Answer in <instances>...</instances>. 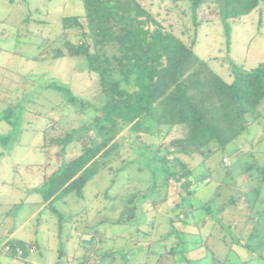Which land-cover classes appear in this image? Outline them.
<instances>
[{"label":"rangeland","instance_id":"374dc122","mask_svg":"<svg viewBox=\"0 0 264 264\" xmlns=\"http://www.w3.org/2000/svg\"><path fill=\"white\" fill-rule=\"evenodd\" d=\"M146 1L148 5L154 2L152 10L156 13L160 10V20L166 26L172 25L185 42L196 38L195 53L225 81L232 82L235 73L255 69L264 62V3L236 20L223 19L219 9L210 3L199 12L203 22L195 25L188 2L180 3L167 14L170 5L165 0ZM84 14L81 0H0V264H58L60 254L63 261L78 264L111 251H115L114 261L111 263L113 259L109 258L104 264H158V254L173 247L175 254L168 256L169 260L164 258L168 264L174 260L176 264H189L188 260L191 264L211 263L206 248L189 251L206 236L203 233L202 238L200 227L195 225L204 215L202 212L194 214L196 221L192 225L178 221L172 226L169 217L178 212L169 211V202L152 210L154 204L176 189L173 184L163 183L165 174L154 157L164 156V151L156 152V145L180 133L173 132L166 139L141 134L137 142L136 138L134 143L127 142L125 164L116 162L112 169L100 170L85 187L83 197L72 193L56 204L63 215L62 223L42 204L43 176L50 174L54 166H46L44 130L53 120L72 122L67 129L78 127L86 112L91 120L95 109L105 103L98 75L89 71L85 57L51 59L47 55L60 35L61 19ZM50 83L68 86L91 106L80 112L78 107L67 103L63 93L48 89ZM247 119L248 129L226 148L210 144L208 148L213 150L210 156L186 157L195 175L210 174L212 181L196 186V194L186 196L184 207L200 206L210 200L226 167L244 153H253L264 166V103ZM149 144L154 145L153 150L148 148ZM78 152L71 151L69 156ZM137 192L142 196L136 198V219L130 223L117 222L125 203ZM173 199L170 198V204ZM176 200L179 202L181 198L178 196ZM174 229L193 232L170 236ZM145 233L151 234L145 237ZM92 235L96 238L94 245L83 247L82 242L90 241ZM8 240L35 241L39 249L16 260L3 251ZM181 240L184 243H179ZM213 247L223 259L224 245L218 242ZM239 251L230 254L228 264H242L240 261L250 258L245 249ZM261 263L257 260L253 264Z\"/></svg>","mask_w":264,"mask_h":264},{"label":"trees","instance_id":"16d2710c","mask_svg":"<svg viewBox=\"0 0 264 264\" xmlns=\"http://www.w3.org/2000/svg\"><path fill=\"white\" fill-rule=\"evenodd\" d=\"M81 1L85 14L61 19L60 35L57 42L50 45L47 55L51 59L85 57L89 71L98 75L105 103L95 109L91 120L87 119L86 112V118L78 127L67 129L72 127V122L53 120L44 130L46 166H54L50 174L43 176L42 204L62 223L63 215L56 204L72 193L83 197L85 187L100 170L112 169L116 162L125 164L123 155L127 142L135 138L137 142L141 134L166 139L173 132L180 133L156 145V152L164 151V156L154 157L165 174L163 183L173 184L176 189L160 203L155 202L152 210L169 202V211L178 212L169 217L172 226L178 221L192 225L191 222L196 221L194 214L202 212L204 215L195 225L200 227L199 235L203 238L206 233V236L189 251L206 248L213 261L209 264H228L230 254L240 252L241 248L250 258L240 263L253 264L260 260L264 264V166L253 153H244L226 167L210 200L200 206L184 207L183 204L186 196L196 194V186L212 181L210 174L195 175L186 157H208L213 151L208 148L210 144L224 149L248 129L247 116L264 103V62L255 69L235 73L233 81L227 82L195 53L196 38L185 42L172 25L166 26L160 20V10L157 13L152 10L154 2L148 5L146 0ZM165 1L170 5L167 14L180 3H190L195 25L203 22L199 12L210 3L219 9L225 20L242 18L264 3V0ZM47 88L63 93L67 103L78 107L80 112L91 106L74 95L68 86L50 83ZM147 146L154 149L152 144ZM75 150L79 152L69 156V152ZM140 196L141 192L131 196L117 222L130 223L136 219V198ZM172 197L175 200L170 204ZM154 225L152 222V228ZM192 232L191 229H174L169 235L180 237ZM150 234L145 233V237ZM95 239L92 235L91 246ZM218 242L225 247L223 259L213 247ZM7 245L11 248L9 255L17 256L20 249L24 258L29 256L31 247L38 246L35 241H9L5 247ZM174 254V247L166 249L158 254V264H168V256ZM114 255L115 251L107 252L78 264H104ZM62 258L60 254L58 264L68 262ZM169 264H176V260Z\"/></svg>","mask_w":264,"mask_h":264},{"label":"built area","instance_id":"2783aa9c","mask_svg":"<svg viewBox=\"0 0 264 264\" xmlns=\"http://www.w3.org/2000/svg\"><path fill=\"white\" fill-rule=\"evenodd\" d=\"M10 251H11V248H10L9 245H7L5 247V252L9 253ZM35 251H36V248L35 247H31L30 250H29L30 253H34ZM17 256L22 257L23 256V251L20 250V249H18L17 250ZM63 264H71V263L68 261V262H64Z\"/></svg>","mask_w":264,"mask_h":264},{"label":"water","instance_id":"95a60500","mask_svg":"<svg viewBox=\"0 0 264 264\" xmlns=\"http://www.w3.org/2000/svg\"><path fill=\"white\" fill-rule=\"evenodd\" d=\"M82 245H83V247L88 248V247L91 246V242L88 241V240H85V241L82 242Z\"/></svg>","mask_w":264,"mask_h":264},{"label":"crops","instance_id":"0c3cea01","mask_svg":"<svg viewBox=\"0 0 264 264\" xmlns=\"http://www.w3.org/2000/svg\"><path fill=\"white\" fill-rule=\"evenodd\" d=\"M9 241H10V240H8V241L5 243V245H6V244H7ZM37 245H38V244H37ZM38 249H39V247L37 246V248H36V251H35V252H37V251H38ZM3 251H5V250H4V248H3ZM35 252H34V253H35ZM30 254H33V253H30ZM12 257H14V256H12ZM14 258H15L16 260H18V259H20L21 257H19V256H15Z\"/></svg>","mask_w":264,"mask_h":264}]
</instances>
